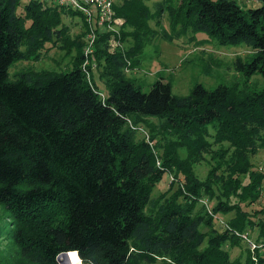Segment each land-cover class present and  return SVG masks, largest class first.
I'll use <instances>...</instances> for the list:
<instances>
[{
  "label": "trees",
  "instance_id": "trees-1",
  "mask_svg": "<svg viewBox=\"0 0 264 264\" xmlns=\"http://www.w3.org/2000/svg\"><path fill=\"white\" fill-rule=\"evenodd\" d=\"M258 1L244 8L235 0H158L151 11L144 0H112L121 24L96 31L82 66L83 19L70 37L61 6L0 0V205L21 263L58 264L59 252L75 250L87 264H241L225 247L239 240L242 264L264 263V253L241 236L256 228L254 241L264 242V219L241 205L257 199L264 179L249 158L264 147V0ZM162 12L167 39L202 31L219 44L249 47L247 59H235L241 80L213 88L194 83L174 94L159 77L141 90L124 68L137 64L151 33L148 20ZM126 37L129 45L111 47L109 39ZM56 41L71 56L68 68H26L8 78L12 61L36 59ZM252 73L260 74L261 87L247 82ZM141 124L147 137L135 130ZM205 153L214 163L201 179L193 165ZM164 173L176 185L154 195ZM207 198H214L210 208ZM229 211L216 228L215 214Z\"/></svg>",
  "mask_w": 264,
  "mask_h": 264
},
{
  "label": "rangeland",
  "instance_id": "rangeland-1",
  "mask_svg": "<svg viewBox=\"0 0 264 264\" xmlns=\"http://www.w3.org/2000/svg\"><path fill=\"white\" fill-rule=\"evenodd\" d=\"M25 0H20L21 5ZM158 0H144L148 5L149 9L152 11L154 9V2ZM242 7H254L259 4L258 0H235ZM45 2V1H44ZM46 5H53L45 2ZM22 7V6H21ZM18 8V9H21ZM61 11V20L64 24L68 26L69 36L72 37L80 29V24L78 21L83 19V15L80 13H73L66 11ZM77 21V22H76ZM120 20L116 19L115 24L112 27L118 30ZM148 25L151 29V33H148V38L145 40L140 53L137 54L138 60L137 64L132 67H125L124 74L132 77L137 84H139L141 90L146 91L149 85L157 78H161L163 81H167L170 86L171 93L174 94H186L194 83H200L205 88H213L218 84H229L236 80H241V76L244 73L241 70H236L235 59L238 57L241 60L247 59L251 49L244 45L243 43L238 44H219L215 42L214 39L209 38L202 31H187L185 34L179 36H172V38L167 39L164 33L170 32L168 24V16L166 12H162L160 16L152 17L148 20ZM84 38V36H83ZM111 47H116L119 45L121 47H126L131 43V38L126 37L124 41L111 39L109 41ZM47 43L45 49L40 51V55L33 59L31 57L27 59L20 58L18 60L12 61L7 68V76L9 79L14 77V74L18 70L22 69H54V70H64L68 68L71 61V56L65 55L63 53L64 49L57 46L58 41L55 44ZM50 46V47H49ZM48 47V49L46 48ZM73 53V48L70 50ZM95 66V65H94ZM95 69V67H94ZM94 77L98 79L97 72L94 70ZM247 82L254 87H261L263 80L259 73H252ZM99 89L102 93L105 92L103 84L100 83ZM152 121H156V118H151ZM137 134H144L147 137L148 127L144 125H139L135 128ZM212 133V129L209 128ZM173 136L174 134H169ZM209 140L212 137L209 135L207 137ZM221 145H227L226 142L221 143ZM218 144H212L211 147L214 149ZM179 152L181 155L184 154V149L180 148ZM251 161V168L264 171V147L259 148L254 154L249 156ZM214 161L209 157L208 153L204 154L203 159L194 163L193 169L195 175L198 178H204L210 164ZM240 179L242 182L247 181V174H241ZM170 174L164 173L161 179L153 187V194L163 191L169 188L172 190L176 185L175 182L169 185ZM216 187V185H214ZM230 200H235V197H230ZM207 205L214 203V198L206 199ZM243 208H246L251 215V218L264 219V179L261 182L259 195L254 202H243L241 203ZM233 214L232 211L226 213L215 214L214 217L216 228L223 225L225 220H227ZM6 211L0 205V264H30L21 263L18 259V254L16 247L12 242L11 237V223L7 220ZM224 222V223H223ZM219 223V224H218ZM246 234H243L245 239H249L253 242L254 236L257 233L256 228H247ZM256 244L264 245V242H255ZM229 251L230 258L237 257L241 264L243 263L245 256V244L242 240L234 245H225ZM259 249L261 247H258ZM65 264H84L82 263L76 252H67ZM158 264V262L150 263ZM264 264V263H262Z\"/></svg>",
  "mask_w": 264,
  "mask_h": 264
},
{
  "label": "built area",
  "instance_id": "built-area-1",
  "mask_svg": "<svg viewBox=\"0 0 264 264\" xmlns=\"http://www.w3.org/2000/svg\"><path fill=\"white\" fill-rule=\"evenodd\" d=\"M53 5H58L63 8H72L79 11L83 15V20L86 22L88 29L85 32V44L83 52L85 59L82 66L88 61L87 56L92 52L93 41L96 31L99 30H114L112 27L115 24L117 17L113 16L112 0H44ZM111 39H109L110 41ZM225 225V224H223ZM243 236V234H241ZM250 250L261 247L260 250L264 253V245L256 244L255 242L246 239ZM255 260V257L252 256ZM256 263V262H255Z\"/></svg>",
  "mask_w": 264,
  "mask_h": 264
},
{
  "label": "water",
  "instance_id": "water-1",
  "mask_svg": "<svg viewBox=\"0 0 264 264\" xmlns=\"http://www.w3.org/2000/svg\"><path fill=\"white\" fill-rule=\"evenodd\" d=\"M70 250L68 251H62V252H59L57 255H56V261L58 264H65V261H66V255H67V252H69ZM75 251V250H74ZM76 252V251H75ZM77 254V253H76ZM80 260V259H79Z\"/></svg>",
  "mask_w": 264,
  "mask_h": 264
},
{
  "label": "bare ground",
  "instance_id": "bare-ground-1",
  "mask_svg": "<svg viewBox=\"0 0 264 264\" xmlns=\"http://www.w3.org/2000/svg\"><path fill=\"white\" fill-rule=\"evenodd\" d=\"M84 264H87V263H84Z\"/></svg>",
  "mask_w": 264,
  "mask_h": 264
}]
</instances>
